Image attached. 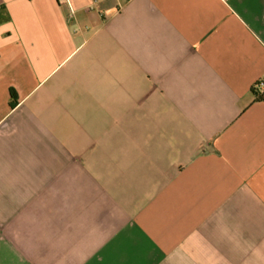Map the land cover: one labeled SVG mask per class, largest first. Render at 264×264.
I'll return each mask as SVG.
<instances>
[{"label": "crops", "instance_id": "obj_1", "mask_svg": "<svg viewBox=\"0 0 264 264\" xmlns=\"http://www.w3.org/2000/svg\"><path fill=\"white\" fill-rule=\"evenodd\" d=\"M257 94L264 0H0V264H264Z\"/></svg>", "mask_w": 264, "mask_h": 264}, {"label": "trees", "instance_id": "obj_2", "mask_svg": "<svg viewBox=\"0 0 264 264\" xmlns=\"http://www.w3.org/2000/svg\"><path fill=\"white\" fill-rule=\"evenodd\" d=\"M257 95H258V98L264 99V94H257ZM11 96L13 99L16 98V92L14 90H11Z\"/></svg>", "mask_w": 264, "mask_h": 264}, {"label": "built area", "instance_id": "obj_3", "mask_svg": "<svg viewBox=\"0 0 264 264\" xmlns=\"http://www.w3.org/2000/svg\"><path fill=\"white\" fill-rule=\"evenodd\" d=\"M59 2V4H65L66 0H57Z\"/></svg>", "mask_w": 264, "mask_h": 264}]
</instances>
